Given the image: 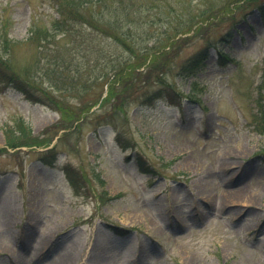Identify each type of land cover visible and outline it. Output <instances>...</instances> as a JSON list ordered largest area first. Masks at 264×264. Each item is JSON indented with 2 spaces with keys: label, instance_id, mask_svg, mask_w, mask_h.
<instances>
[{
  "label": "rangeland",
  "instance_id": "rangeland-1",
  "mask_svg": "<svg viewBox=\"0 0 264 264\" xmlns=\"http://www.w3.org/2000/svg\"><path fill=\"white\" fill-rule=\"evenodd\" d=\"M59 1L0 0V59L11 69L44 74L56 47L71 48L80 63L84 54L91 64L127 55L81 22L74 23L86 36L81 44V35L50 28L46 41L31 37L49 26ZM124 4L137 17L134 30H150L142 42L192 25L136 69L140 81L124 90L121 108L110 96L101 100L99 84L61 91L42 76L60 111L0 81V264H51L61 255L67 264H264V134L256 129L264 0H101L98 7L124 17L117 13ZM96 5L81 12L96 15ZM220 54L231 61L221 65ZM197 57L196 70L184 71ZM20 119L47 142L8 146ZM117 134L130 145L118 144ZM135 152L159 174L141 173ZM69 175L85 178V187Z\"/></svg>",
  "mask_w": 264,
  "mask_h": 264
},
{
  "label": "trees",
  "instance_id": "trees-1",
  "mask_svg": "<svg viewBox=\"0 0 264 264\" xmlns=\"http://www.w3.org/2000/svg\"><path fill=\"white\" fill-rule=\"evenodd\" d=\"M94 1L97 4L96 8H98L96 15H93L92 13L85 15L83 12H81V9L85 7V5L92 4ZM100 2L101 0H60L54 5L56 17L52 19L49 26L47 28H37L36 31L34 29L33 31L30 30V36H34L35 38L39 37L42 39V41H46V33L49 31L48 28H50V30L52 29V31L55 33L62 32L63 35L64 33L67 35H74L75 39L76 37L79 38V35H81V38L78 40V43L81 44L82 42L87 41L86 36H83V33L78 30L77 26L74 25V23L76 24L77 22H81L94 29L98 34L107 36L118 45L122 46L127 53L126 56L118 57L109 55L107 58L101 56L102 58L100 57L99 60H94V63L91 64L86 58L87 54H84L83 56H85V59L80 63L79 61H73L74 58L72 59V57H70L71 54H73L72 51H70L71 48H66L65 51L62 52V50H60L58 47L55 48L54 45L56 51L51 54L53 50L52 49L50 52L46 53L47 55L45 57L48 63L53 62V66L50 64L43 66L49 67L44 70V74H40V72H38L37 75H34L33 73H31V75L25 72H17L11 69L8 63L6 64L0 59V81L11 83L12 86L19 90L27 99L53 103L56 109L60 111V106L57 104L49 91L43 90L44 87L40 86L42 83V76L51 81L50 87H57L61 91L73 89L77 92H81L82 87L99 84L101 85L100 96L102 95L103 91L106 90V94L101 98V100L110 96L114 108H121L123 94L125 92L124 90L127 88L130 90L132 88V90H134L133 83L140 81V79L137 77L139 71L136 69L139 66L144 65L146 62L150 63L155 61L158 54L157 52H164L162 49L166 46L170 47L171 44H173L172 42L174 41L176 35L179 37L181 34L190 30L192 23L187 25H173L169 29L171 33L166 31V33L162 35L152 36L150 38L149 44L148 41L142 42L141 39V35L149 33V28H143L140 31L134 30L130 22L135 20L137 17L133 14V18L130 17L129 7L126 4L121 6V12H117H124V17H110L100 12L98 7V3ZM5 41H7V39L4 38V42ZM137 43L141 44L138 45ZM85 47L91 48V46L87 45H85ZM101 49V46L97 47V50ZM2 57H5V54ZM199 61L200 60L198 57L193 58L189 63H186V65L183 66L184 71L189 70V72H192L196 70V66L198 65ZM230 61L231 58L227 57L226 55H219V63L221 65H225V63ZM55 68L57 71L59 70L58 74L57 72L54 73ZM30 76H36V83H34V79H32ZM162 79L163 75H160L159 80ZM34 86L38 87L39 90L36 92L31 90V87ZM119 87L123 89L117 90ZM261 90H264V88ZM185 97L194 99V97L188 93L185 95ZM257 118L256 129L264 134V98L260 99V109ZM10 135L11 136L6 141V144L12 148L21 144H29L30 142H33L32 144H44L47 142H44L43 140H37L34 138L35 136L31 137V130L28 128V126L24 125L22 119L19 120V123L15 128L11 129ZM115 137L118 144H120L123 148L130 145L127 143L128 141L126 142V140L121 138L120 134H117ZM25 138L27 140L18 142L19 139L23 140ZM261 153L263 155L262 157H264V148ZM128 157L129 156L127 155V158ZM134 157L137 168L141 173L152 176L159 174V171L156 170L155 166L142 154L135 152ZM67 174L69 173L67 172ZM85 180L86 179L82 176L79 181L78 179L76 180L75 178L70 177V181L72 184H74L75 188H84L85 186L82 184V181Z\"/></svg>",
  "mask_w": 264,
  "mask_h": 264
},
{
  "label": "bare ground",
  "instance_id": "bare-ground-1",
  "mask_svg": "<svg viewBox=\"0 0 264 264\" xmlns=\"http://www.w3.org/2000/svg\"><path fill=\"white\" fill-rule=\"evenodd\" d=\"M66 258H67V256L61 255L57 259H55L54 261H52L51 264H67L66 263Z\"/></svg>",
  "mask_w": 264,
  "mask_h": 264
}]
</instances>
